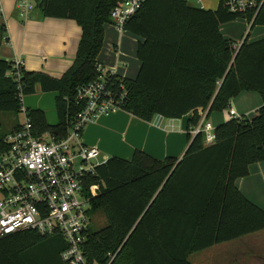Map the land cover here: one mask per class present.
I'll return each mask as SVG.
<instances>
[{
	"label": "trees",
	"instance_id": "16d2710c",
	"mask_svg": "<svg viewBox=\"0 0 264 264\" xmlns=\"http://www.w3.org/2000/svg\"><path fill=\"white\" fill-rule=\"evenodd\" d=\"M122 0H42V18L76 21L82 37L74 65L62 79L20 69L0 59V113L19 114L22 98L57 92L59 122L48 124L41 110L27 109L34 132L65 139L85 103L79 90L99 79L98 57L111 12ZM239 19L251 29L264 26V6L257 15L231 13L221 2L216 11L192 6L188 0H145L125 26L144 40L137 56L136 80L106 75L117 94L126 91L122 111L150 122L154 117L189 122L188 148L182 159H155L136 151L131 161L112 157L96 168L90 184L100 185L93 211H102L107 225L89 232L84 251L89 264H192L194 253L264 230V210L250 202L236 182L250 167L264 162V39L237 48L220 27ZM3 29V28H2ZM243 92L258 93L263 105L252 117L241 116L215 129L216 143L192 135L201 117L223 112ZM0 137V151L6 150ZM60 234L43 237L29 231L0 238V264H66Z\"/></svg>",
	"mask_w": 264,
	"mask_h": 264
},
{
	"label": "crops",
	"instance_id": "0c3cea01",
	"mask_svg": "<svg viewBox=\"0 0 264 264\" xmlns=\"http://www.w3.org/2000/svg\"><path fill=\"white\" fill-rule=\"evenodd\" d=\"M20 0H0L2 41L0 59L21 61L24 70L43 73L54 79H62L74 65L82 37V28L74 20L42 18L36 5L42 0H33L34 10L30 18L20 17ZM123 1V0H122ZM195 7L216 11L221 0H193ZM189 2V0H188ZM223 37L239 48L246 39L254 43L264 39V26L251 29L246 20L224 24L220 27ZM144 40L129 32H120L112 24L105 27V41L98 57L100 66L114 71L121 79L136 80L141 62L137 51ZM40 94V95H39ZM57 92H43L40 85L35 93L23 98L25 109L41 110L49 125L59 122L56 110ZM263 105L258 93L243 92L232 100L231 107L238 116L252 117ZM198 115L215 128L229 122L228 109L209 115L208 110L199 109ZM19 114L0 113V131L6 128L5 137L17 131L24 123ZM194 114L181 119L154 117L143 121L126 111L102 116L87 124L82 133V143L96 147L99 160L105 162L112 157L131 161L136 151L164 160L168 157L182 159L188 148L189 122ZM24 117V116H23ZM8 121V123H6ZM236 186L253 204L264 210V162L250 167V175L237 180ZM264 230L244 236L231 242L222 243L190 256L200 254L192 264H264ZM204 254V255H201Z\"/></svg>",
	"mask_w": 264,
	"mask_h": 264
},
{
	"label": "built area",
	"instance_id": "2783aa9c",
	"mask_svg": "<svg viewBox=\"0 0 264 264\" xmlns=\"http://www.w3.org/2000/svg\"><path fill=\"white\" fill-rule=\"evenodd\" d=\"M145 0H123L110 15L111 24L120 32L141 9ZM235 15H257L264 0H221ZM20 17L30 18L33 0H20ZM247 21V20H246ZM248 22V21H247ZM249 23V22H248ZM13 76L21 79V61H13ZM79 90L78 99L85 103L68 136L54 140L50 135L39 137L33 129L27 109L22 106L23 125L4 137L6 150L0 151V238L19 232L33 231L43 237L60 234L67 244L61 253L66 264H89L84 246L92 230L93 201L100 194L99 184H90L99 160L96 147L82 143L84 127L102 116L122 111L126 91L119 96L107 85V73ZM23 100V98H22ZM229 120L239 119L230 106ZM215 127L201 119L192 135H205L206 146L216 143ZM106 162V161H105Z\"/></svg>",
	"mask_w": 264,
	"mask_h": 264
},
{
	"label": "rangeland",
	"instance_id": "374dc122",
	"mask_svg": "<svg viewBox=\"0 0 264 264\" xmlns=\"http://www.w3.org/2000/svg\"><path fill=\"white\" fill-rule=\"evenodd\" d=\"M195 2L193 1V0H189V4H191L192 6H194L195 4H194ZM2 21H1V19H0V43H1V41H2V32H1V28H2ZM40 95V94H39ZM247 116H249V115H247ZM1 117V116H0ZM19 119H20V121H22V120H24V117L20 114V115H18L17 116ZM6 123H8V121L6 122ZM90 124V123H89ZM5 130H6V128H4V129H2L1 131H0V134L2 133H5ZM91 216H92V230L93 231H98V230H100V229H102V228H104L106 225H107V223H106V218H105V216H104V213L102 212V211H100V210H98V211H93L92 212V214H91ZM264 233V232H263ZM264 235V234H263ZM200 254H197V255H195V256H193V258L190 260L192 263L194 262V263H196V259H198V257H201V256H199ZM201 255H204V254H201Z\"/></svg>",
	"mask_w": 264,
	"mask_h": 264
}]
</instances>
